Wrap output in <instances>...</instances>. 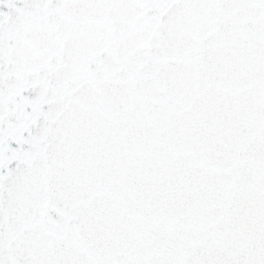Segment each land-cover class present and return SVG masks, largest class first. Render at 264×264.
Here are the masks:
<instances>
[{
    "label": "snow or ice",
    "instance_id": "1",
    "mask_svg": "<svg viewBox=\"0 0 264 264\" xmlns=\"http://www.w3.org/2000/svg\"><path fill=\"white\" fill-rule=\"evenodd\" d=\"M0 264H264V0H0Z\"/></svg>",
    "mask_w": 264,
    "mask_h": 264
}]
</instances>
